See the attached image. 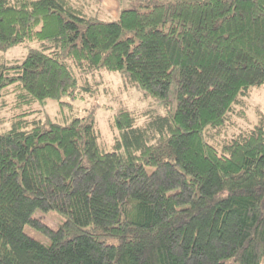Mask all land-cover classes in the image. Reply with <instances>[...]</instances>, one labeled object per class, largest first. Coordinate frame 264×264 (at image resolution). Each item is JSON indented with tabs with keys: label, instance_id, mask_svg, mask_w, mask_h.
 <instances>
[{
	"label": "trees",
	"instance_id": "trees-1",
	"mask_svg": "<svg viewBox=\"0 0 264 264\" xmlns=\"http://www.w3.org/2000/svg\"><path fill=\"white\" fill-rule=\"evenodd\" d=\"M128 1L105 21L73 0H0V51L39 43L0 66L19 110L0 132V264H264V125L210 142L264 86V0ZM102 70L161 104L142 124L121 107L110 149L94 119L29 120Z\"/></svg>",
	"mask_w": 264,
	"mask_h": 264
},
{
	"label": "rangeland",
	"instance_id": "rangeland-1",
	"mask_svg": "<svg viewBox=\"0 0 264 264\" xmlns=\"http://www.w3.org/2000/svg\"><path fill=\"white\" fill-rule=\"evenodd\" d=\"M73 1L79 3L86 14L105 21L116 20L120 15V11L126 8L129 2L128 0ZM38 47L39 43L37 42L25 43L11 47L6 51H0V66L22 61L31 49ZM82 84L83 82L80 80V85ZM89 86L90 90L84 91L82 97L76 100H71L70 97L63 98L64 104L62 106L58 101L51 99L35 104L32 107L35 112L29 117V120H52L67 123L74 117L94 119L99 134V142L110 149L115 134H118V130L114 129L113 125L115 115L121 107L125 106L136 112L139 116V123L142 124L146 121L145 111L157 109L161 106L153 98L146 96L142 90L125 83L118 72L107 70L97 72L95 79L90 81ZM176 88L177 76H174L172 97H175ZM14 100L12 94L0 99V120L4 121L0 123V132L9 130L12 127V118L19 111L13 107ZM257 124L264 125V86L252 88L249 96L245 98V105L237 106L235 112L231 114L226 129L221 130L220 135L217 130L211 131L215 139L211 138L210 142L223 143L225 139H229ZM33 217L54 230L58 229L64 222L63 216L55 210L37 209ZM25 232L44 245L50 244V239L45 234L30 225L25 227Z\"/></svg>",
	"mask_w": 264,
	"mask_h": 264
},
{
	"label": "crops",
	"instance_id": "crops-1",
	"mask_svg": "<svg viewBox=\"0 0 264 264\" xmlns=\"http://www.w3.org/2000/svg\"><path fill=\"white\" fill-rule=\"evenodd\" d=\"M112 3V2H111Z\"/></svg>",
	"mask_w": 264,
	"mask_h": 264
}]
</instances>
